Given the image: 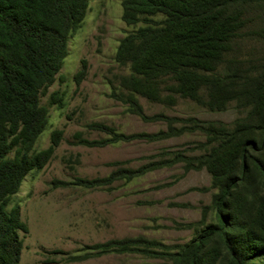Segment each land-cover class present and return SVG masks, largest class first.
Returning <instances> with one entry per match:
<instances>
[{"label":"rangeland","instance_id":"374dc122","mask_svg":"<svg viewBox=\"0 0 264 264\" xmlns=\"http://www.w3.org/2000/svg\"><path fill=\"white\" fill-rule=\"evenodd\" d=\"M240 12L239 25L228 38L224 59H237L243 68L262 71L264 2L245 3ZM121 14V0L89 1L56 79L39 98V103L47 107L48 118L34 150L46 148L53 131L59 130L60 135L50 159L42 168L30 171L12 197L28 226V232L21 234L19 264H28L33 253L50 260L54 257L53 249L64 251L63 258L86 253L93 257L94 251L84 247L121 237L159 242L165 247L149 248L164 254L111 252L102 256L103 264H182L166 252L184 251V245L197 241L216 222L210 207L218 190L211 186L212 175L205 166L186 169L185 162L179 161L131 181H116L109 188L74 184L77 178L103 177L116 168H135L150 159L172 157L175 152L199 156L208 151L199 144L206 141V135L200 131L155 141H119L103 146L80 142V139L107 138L98 125L125 134L151 133L167 127L163 121H144L129 108L132 93L122 81L130 75V68L118 63L115 53L120 39L138 25H126ZM83 64L85 76L76 84L74 75ZM224 69L225 65L218 67V71ZM164 84L172 82L161 85ZM52 92L61 97V105L49 103ZM134 96L147 115L194 117L222 121L229 126L248 111V107L241 108L234 100L223 110H212L205 104L204 92L203 101L198 102L167 87L155 100L139 93ZM252 185L250 188L247 183L242 184L234 191L235 203L245 196L250 199L243 209V219L231 218L227 228L230 246L234 251H244L240 264H264V186L258 187L256 182ZM199 258L200 264H234V257L216 234L207 241Z\"/></svg>","mask_w":264,"mask_h":264},{"label":"trees","instance_id":"16d2710c","mask_svg":"<svg viewBox=\"0 0 264 264\" xmlns=\"http://www.w3.org/2000/svg\"><path fill=\"white\" fill-rule=\"evenodd\" d=\"M90 0H0V264H19L21 234L28 226L20 217L12 197L25 176L50 159L58 144L60 131L51 133L50 144L39 151L34 143L45 129L48 110L40 96L56 79L69 46L81 26ZM264 0H121V19L138 25L119 41L115 60L128 64L130 75L122 84L129 89V108L144 121H163L165 130L118 133L108 126L107 138L87 141L103 146L119 141H155L184 132L200 131L206 141L199 144L207 154L150 159L141 165L120 167L103 177L77 178L74 184L85 188H109L119 180L131 181L148 171L185 162L186 169L205 166L217 188L211 202L216 222L209 225L197 241L184 245V251L169 253L182 264H200V253L213 235H219L240 264L244 251L229 244L231 218H243L249 196L233 201L234 191L242 184L264 186V70L243 68L240 60L224 59L228 38L240 22V7ZM227 63L233 64L228 67ZM225 69L218 71V67ZM83 64L75 73L78 84L85 76ZM166 81L172 84L161 85ZM202 102L212 110H223L229 101L248 107L245 116L229 126L222 121L176 117L163 113L147 115L134 94L155 100L163 88ZM57 92L49 103L61 105ZM180 123V125H176ZM251 193V192H250ZM143 245V247H141ZM163 246L142 238L110 239L88 248L99 252H137L151 256L163 252L150 249ZM244 248V244H243Z\"/></svg>","mask_w":264,"mask_h":264},{"label":"crops","instance_id":"0c3cea01","mask_svg":"<svg viewBox=\"0 0 264 264\" xmlns=\"http://www.w3.org/2000/svg\"><path fill=\"white\" fill-rule=\"evenodd\" d=\"M123 238V237H121ZM112 239H119V238H112ZM110 240V239H108ZM107 241V240H105ZM102 241V242H105ZM102 242H96V243H102ZM93 243V244H96ZM93 244L87 245L86 247H84L85 249L88 250H93L94 251V255L93 257H90L88 255H90V253H86L85 255L81 256V257H77V256H69L67 258H63L62 255L65 254L64 251H62L61 249H53L52 250V254H53V258H51L50 260H45V258L40 257L38 254H34L33 253V257L31 259V261H29L28 264H99L100 262L103 264L104 263V259L102 256H104L107 253H111L113 251H106V252H99V249L95 248H88V246H91ZM117 253H123V252H117ZM56 255V257H55ZM92 258H96V259H92ZM93 262V263H92Z\"/></svg>","mask_w":264,"mask_h":264}]
</instances>
